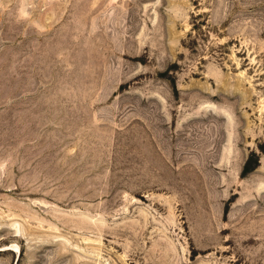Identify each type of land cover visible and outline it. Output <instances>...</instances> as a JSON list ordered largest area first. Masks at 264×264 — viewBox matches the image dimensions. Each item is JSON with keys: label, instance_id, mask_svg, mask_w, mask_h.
I'll list each match as a JSON object with an SVG mask.
<instances>
[{"label": "rangeland", "instance_id": "rangeland-1", "mask_svg": "<svg viewBox=\"0 0 264 264\" xmlns=\"http://www.w3.org/2000/svg\"><path fill=\"white\" fill-rule=\"evenodd\" d=\"M0 264H264V0H0Z\"/></svg>", "mask_w": 264, "mask_h": 264}, {"label": "trees", "instance_id": "trees-1", "mask_svg": "<svg viewBox=\"0 0 264 264\" xmlns=\"http://www.w3.org/2000/svg\"><path fill=\"white\" fill-rule=\"evenodd\" d=\"M252 169V166H250V160H248L244 166L243 172H249Z\"/></svg>", "mask_w": 264, "mask_h": 264}, {"label": "bare ground", "instance_id": "bare-ground-1", "mask_svg": "<svg viewBox=\"0 0 264 264\" xmlns=\"http://www.w3.org/2000/svg\"><path fill=\"white\" fill-rule=\"evenodd\" d=\"M12 250L18 251L16 246H13V249Z\"/></svg>", "mask_w": 264, "mask_h": 264}]
</instances>
